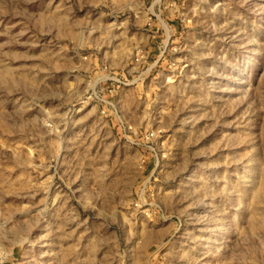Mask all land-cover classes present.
Here are the masks:
<instances>
[{
    "label": "rangeland",
    "instance_id": "rangeland-1",
    "mask_svg": "<svg viewBox=\"0 0 264 264\" xmlns=\"http://www.w3.org/2000/svg\"><path fill=\"white\" fill-rule=\"evenodd\" d=\"M0 264H264V0H0Z\"/></svg>",
    "mask_w": 264,
    "mask_h": 264
}]
</instances>
